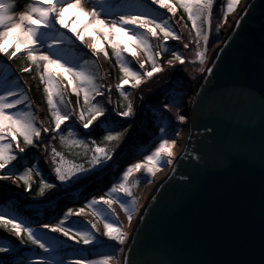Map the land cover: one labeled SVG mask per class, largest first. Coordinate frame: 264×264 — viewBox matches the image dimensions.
Returning a JSON list of instances; mask_svg holds the SVG:
<instances>
[{"label": "water", "instance_id": "water-1", "mask_svg": "<svg viewBox=\"0 0 264 264\" xmlns=\"http://www.w3.org/2000/svg\"><path fill=\"white\" fill-rule=\"evenodd\" d=\"M201 77L124 264H264V0L246 2Z\"/></svg>", "mask_w": 264, "mask_h": 264}, {"label": "trees", "instance_id": "trees-1", "mask_svg": "<svg viewBox=\"0 0 264 264\" xmlns=\"http://www.w3.org/2000/svg\"><path fill=\"white\" fill-rule=\"evenodd\" d=\"M99 1L97 6L108 15L118 14L128 7L133 10L136 9V14L147 13L149 19L158 18L161 22H167L170 29L174 30L181 39L178 41L170 39L165 42L159 29H157L158 35L153 37L146 33V30L138 28L139 32L147 35L152 52L159 54L157 63L162 65L164 71L159 73L158 78L153 80L154 82H143L138 89H132L128 85L125 86V91L129 93V99L132 101L134 109V115L128 118L116 115V113L125 110L127 101L123 99L117 88L122 73L111 46H106L108 57L106 58L102 54L103 62H100L99 55L92 54L88 56L89 52L86 49H81L75 44L60 45V49L64 47L65 50L64 52L60 50L62 55L70 51V58L74 60L82 59L77 70L95 76L96 83L101 86L104 95L97 96L96 101H99L107 110L106 116L109 120L117 122L114 125H109V127L117 132L128 129L119 141L112 142L103 140L107 132L105 131V125L101 124L100 121L104 120V117L94 121L89 129H83L77 114L84 107L83 93L81 92L78 97L70 89L65 88L63 77H57L61 95L54 96L53 100L61 111L71 112V118L66 121L67 130H65V125H62L60 134L52 131L54 121L47 101L45 85L40 80L38 70L35 66L30 65L25 54L12 59L0 54L1 85L10 82L17 75L16 85L21 87L20 93L18 92L17 95L22 94L21 96L24 98V103L9 111H27V108L30 107L32 110L30 113L33 114L37 127L41 128L39 146L36 148L26 147L24 153L19 152L16 148L17 141L12 140L7 133L4 134V140L0 142L11 144L10 151L17 156V159L9 164L7 168L0 170V175L12 177L11 179L0 180V215L19 220L32 227L53 249L50 252H45L38 246L28 243L26 237L24 238L25 242L21 243V239L16 237L9 229L0 227V247L9 249L7 253L0 252V262L2 264H39L42 259L46 261V264L58 260L62 261L60 264H70L71 261L78 259L93 261L98 254L97 251H100L104 245L98 240L100 233L96 229H89L96 236V242L84 245L82 242L76 243L59 233H51L43 229L41 225L44 223H59L63 220L64 214L67 213L69 208L74 211L82 207L88 209L87 205L93 198L98 199L101 196L107 198V193L118 183L117 179L123 169L135 161L145 160L146 151L160 133L158 113L162 110L164 104L168 103L170 97L174 93H178L176 92L179 89L178 86L173 83H166V80L168 81L171 76L175 75L176 67L186 69L193 67L190 62L192 59L190 60L187 55L184 56L186 63L183 65L179 61H173L172 65L168 63L169 60L173 59L172 53L174 50L183 49L190 52L197 50L198 46L197 29L193 27L188 13L179 4V0H170L172 4L177 6L174 18L164 15V9L159 8L149 0H103L102 3L101 0ZM221 1H216L214 6L218 7ZM90 2H93V0H90ZM199 24L200 22L197 23L198 26ZM189 34L194 35L191 42L188 39ZM184 45H188V47ZM137 50L144 64L143 69L139 68L141 62H136L137 59L130 54L124 53V58L134 70L140 71L143 75L146 71L152 70V64L142 50ZM6 64L13 66L14 69L8 68L3 71L2 69ZM26 67H31L32 70L24 72L23 69ZM145 83L147 84L146 87L140 90ZM16 96H9L7 99ZM45 128L49 131H43ZM69 133H73L69 139L85 140L88 147L69 146L62 143L60 135L68 137ZM17 139L21 146H24L22 137ZM91 141H96L101 147L113 149L112 160L108 161L106 166H98L93 169L90 174L82 177L77 182L67 185L61 183L55 174V161L57 158L55 161L53 160L52 149L55 148L57 152L61 153L64 160L88 167V160L92 155L89 151L92 146ZM28 169L32 170L31 191H27V185L22 180L17 179ZM45 183H52L55 187L46 189L45 194L39 196L37 193ZM113 205L119 206L117 203ZM83 216L70 217L68 223L74 225L75 228H80ZM87 221L90 226L93 224L92 218L87 219Z\"/></svg>", "mask_w": 264, "mask_h": 264}, {"label": "snow or ice", "instance_id": "snow-or-ice-1", "mask_svg": "<svg viewBox=\"0 0 264 264\" xmlns=\"http://www.w3.org/2000/svg\"><path fill=\"white\" fill-rule=\"evenodd\" d=\"M102 2L103 0H101ZM153 2L161 8L167 9L168 13L173 15L177 11V6L172 4L170 0H153ZM213 3L214 0H179V4L188 13L193 27L197 29L198 47L200 40L205 45L204 50L196 53L201 65H204L206 61V46L209 41V33L211 32ZM238 4L239 0H227V11H234ZM14 7L13 0H0V54L12 59L17 57L19 53L24 52L30 65L35 66L39 71L40 80L45 85L47 101L54 121L52 131L60 134L62 125H65V130H67L66 121L71 118V112L61 111L53 100L54 96L61 95L57 77H63L67 79L73 93L78 97L81 92L83 93L84 107L79 114V120L82 123L83 129H89L94 121H97L100 117H104L105 119L100 121L101 124L105 125V131L107 132L103 140L106 142L119 141L128 129L126 128L122 132H117L112 127H109V125H114L117 122L109 120L108 116H106L107 110L99 101H96L97 96L104 95L103 91H101V86L96 83L95 76L86 74L82 70L78 71L76 65L69 66L67 61L62 62L60 45L64 44L65 41L70 45L74 44L75 40L83 42L85 37L89 36L92 37L94 42L89 44L88 47L93 50V53L99 54L102 52L107 58L108 51L102 47L104 41L95 36L97 32L103 34L104 40L111 46L117 58V63L122 73L121 81L117 85V88L123 99L127 101L125 110L116 113V115L128 118L134 115V109L132 101L129 99V93L125 91V86L128 85L132 89L138 88L145 81V77L150 79L154 74L163 72L164 69L157 63L159 54L152 52L147 35L133 31L126 26L134 25L139 29H144L146 33L153 37L158 35L157 29H159V32L163 34L165 42L170 39L178 41L181 39L180 36L170 29L167 22L149 19L147 13L121 14L117 19L113 20L101 18L102 13L97 10L96 6L88 9L82 0H33L28 10L19 15L18 20L12 14ZM69 21L72 22L69 23ZM198 21L200 22L199 26L197 25ZM61 28L67 29L72 35L68 36L65 33H61ZM49 31L60 33L62 39L48 43L47 35ZM41 45H43L44 51L40 50ZM184 46L188 47V45ZM10 49L14 50L10 51ZM136 49L142 50L152 64V70L147 71L143 75L140 71L134 70L124 58V53L136 57ZM173 61H179L181 65L186 63L183 55L175 51H173V59L169 60L168 63L172 65ZM139 68L143 69L144 64L140 63ZM31 70V67L23 69L24 72H30ZM210 71L211 69H209ZM16 95L17 93L11 90H7L5 95H0V142L4 140V134L7 133L12 140L17 141L16 148L19 152L24 153L26 147L36 148L39 146L41 128L37 127L35 118L31 113H14L9 111L16 108L17 105L24 103V98L16 99L13 102L7 101V97ZM178 95V93H174L170 97L169 102L164 104V108L168 110H171L173 106L178 108L180 106ZM178 120L183 122L186 120V117L178 115ZM160 130L163 132L164 128ZM43 131L48 132L49 129L45 128ZM72 135L73 133H69V136L66 137L61 134V142L69 146L88 147L85 140L69 139ZM176 135L178 136L179 132H176ZM18 137H22L24 146H21L17 139ZM176 144V139L161 138L159 146L150 155L145 157L143 163H135L127 167L123 173L122 182L115 184L110 189L107 193V198L101 196L98 199L93 198L89 202L87 207L92 210L93 215L106 221L104 223L106 230L104 234L109 239L120 245H123L127 239V234L121 227L117 226V220L107 222L109 215L115 217L113 204L119 203L121 209L127 214L129 222L133 218V213L138 209V201L132 191L134 185L129 186V177L141 169H145L146 177L155 176L156 172L164 165L172 163V157L174 156L173 148ZM91 145L89 151H91L92 155L88 160V167L75 163L69 165L65 162L61 153L57 152L55 148L52 149L53 160L55 161L59 157V162L55 167V174L61 183H67L70 180L79 181L82 177L90 174L93 169H96L98 166H106L107 162L112 160L113 149L101 147L96 141H91ZM10 150L11 144L0 143V170L7 168L9 164L17 159V156L12 154ZM31 171V169H28L23 175L17 177L18 180H22L27 185V191L32 190L30 182ZM11 178L9 175H0V180ZM53 187L55 185L52 183H45L40 187L37 194L43 196L46 189H52ZM84 214L85 208L83 207L75 211L69 208L67 213L64 214L63 220L59 223H44L41 227L51 233H59L76 243L82 242L84 245L93 244L96 242V236L92 231L80 230L68 223L70 217H79ZM0 227L9 229L16 237L21 239V243L25 242L24 238L26 237L28 243L38 246L45 252L53 250L32 227L25 225L19 220L0 215ZM91 228L96 229V225L91 224ZM8 251L7 247H0V252L7 253ZM115 259L116 256L114 254H106L100 260L85 261L78 259L73 264H112V261ZM39 264H46V261L42 259L39 261Z\"/></svg>", "mask_w": 264, "mask_h": 264}, {"label": "rangeland", "instance_id": "rangeland-1", "mask_svg": "<svg viewBox=\"0 0 264 264\" xmlns=\"http://www.w3.org/2000/svg\"><path fill=\"white\" fill-rule=\"evenodd\" d=\"M152 1L153 0H149ZM216 1L218 0H214L213 3V14H212V23H211V32L209 33V41L208 44L206 46V61L204 65H201L199 63V60L197 59L196 53L200 50H204L205 45L203 43V41H199V47L197 46V50H192V51H185L183 49L181 50H174L175 52L182 54L183 57L185 55H187L188 57H190V62L193 64L192 68H180V67H176V72L175 75L171 76L170 79L167 81L166 83H173L174 85H177L179 89H177L176 92L179 93L178 96V103L180 104V106L177 107H171V110L165 109L164 106L162 108V110L158 113V121H159V127L164 128V131L159 133V136L157 137V139H155L151 145V147L146 151L145 153V157L147 155H150L158 146L159 143L161 142V138H168V139H176L177 140V144L174 146L173 148V152H174V156L172 157V163H174L175 159L177 158V156L181 153V150L178 149V144L182 141L188 138V134L189 132L185 131V123L188 120V117H186V120L183 122H180L178 120V115H182V112L184 111V106L186 105L187 100L190 99V101L194 98L195 96V90L197 88L196 86V82L199 81V79L201 78L206 66L208 65L210 59L213 57V55L216 52L217 47L219 46V44L221 43L222 38L229 32L230 28L232 27L233 23L235 22L239 12L241 11V9L243 8V6L246 4V2L248 0H239V4L236 6L235 10L232 12H228L227 11V0H222L221 4L218 5V7H215L214 4L216 3ZM83 4L85 5V7H87L88 9H91L93 6L97 7L98 11H101L102 16L101 18H107L109 20H113V19H117L119 17V15L121 14H126V13H132V14H136L137 10H133L130 8H125L123 10L120 11V13H116L114 15H108L106 14L104 11H102L97 5L98 2L100 1H94L90 2V0H82ZM13 3L15 5L14 10L12 12L13 16L18 20L19 15L21 13H23L24 11L28 10V7L30 4L33 3V0H13ZM154 3V2H153ZM156 6H158L159 8H161L158 4L154 3ZM164 9V8H162ZM215 9V10H214ZM164 15L166 16H171V17H175V15L168 13L167 9H164ZM74 19V18H73ZM156 20L158 22H161L160 19L156 18ZM231 20V21H230ZM72 21H69V23H71ZM199 22V21H198ZM197 22V23H198ZM226 25H229L226 28ZM59 27V26H58ZM129 29L133 30V31H137L139 32V29L134 26V25H129L126 26ZM61 33H65L68 36H71L72 33L68 32L67 29H60ZM95 36L104 41L102 44V47L105 49L106 46H108V42L104 40L103 34L102 33H95ZM194 35L189 34L188 35V39L190 40V42L193 40ZM215 38V39H214ZM62 37L60 35V33H57L55 31H49L48 35H47V41L48 43H53L55 41H59L61 40ZM75 39V38H74ZM213 40V41H212ZM93 39L92 37L86 36L84 41L81 42L79 40H75V43L78 46H82V49H84L86 47V50L89 52V55H96L95 53H93V50L91 48L88 47L89 44L93 43ZM125 42H127L125 40ZM65 45H69V43L67 41H65L64 43ZM63 45V44H62ZM110 46V45H109ZM14 50V49H10ZM40 50L44 51V47L43 45L40 46ZM62 52H64V47L60 49ZM71 50V49H69ZM137 51V56L135 57L137 60H135L136 62L139 61L142 63V59H140L139 57V52ZM81 52V51H80ZM22 54H25L24 52H21ZM19 53V55L21 54ZM70 51H67L66 53H64V55H62V62L67 61L69 66L72 65H76L77 69L79 68V63L81 62L82 59L80 60H74L72 58H70ZM102 52L97 54L99 55V60L100 62H103V58H102ZM173 54V53H172ZM23 56V55H20ZM117 59V58H116ZM117 62V60H116ZM161 66V64H159ZM14 69L13 66H9L8 64H6L3 67V71L6 69ZM201 69H203V71H201ZM104 71V70H103ZM39 72V71H38ZM147 72V71H146ZM1 73V70H0ZM40 74V73H39ZM159 73L154 74V76L152 78H146L144 82H152L153 80H156L158 78ZM18 76L15 75L12 80L8 83H5L3 85H1V81H0V95H5L7 90H11L14 91L16 93H20V89L21 87L18 85H16V78ZM200 77V78H199ZM65 79V78H64ZM1 80V79H0ZM65 88L67 89H71V86L68 84L67 79H65ZM154 82V81H153ZM193 82V83H192ZM119 84V83H118ZM189 84V85H188ZM146 83L144 85L141 86L140 90H142L143 88L146 87ZM152 87V86H151ZM150 87V88H151ZM138 89V88H135ZM174 92V91H172ZM22 94H18L16 97H13L11 99H7L8 102H13L16 99H21L23 98L21 96ZM8 98V97H7ZM169 102V101H168ZM20 112H25V113H30L32 112L31 108H27V111H21ZM15 113V112H14ZM32 114V113H31ZM77 114L79 115L80 113L77 112ZM33 115V114H32ZM34 117V116H33ZM171 128V129H170ZM169 132V133H168ZM176 132H179V135H176ZM171 133V134H170ZM12 139V138H11ZM56 162V166L57 163L59 162V157H57ZM65 162L69 165H71L72 163L65 160ZM144 161H135L134 163L128 165L127 167L135 164V163H143ZM171 164H166L164 165L159 171L156 172L155 176H147L146 177V171L145 169H141L139 172H134L132 174L131 177H129V185L131 184L132 187V191L133 194L136 198V200L138 201V209L135 213H133V218L131 220V222H129L127 214L123 211V209H121L119 203H117L119 206H112L113 209L115 210V217L109 215V217L107 218V222H112L113 220H117L118 221V225L119 227L122 228V230L127 234V239L125 240V243L123 245L118 244L117 242L109 239L107 236H105V228H104V223L106 222L104 219H101L95 215H93L92 210L90 208L85 209V214L81 219V227L78 228L80 230H89L91 229L90 224L88 223L87 219H91L92 218V222L93 224L96 225V231L98 229L97 232L100 233V236L98 237V240L103 243L104 245L101 247L100 251H97V255L95 256V258L93 259V261L96 260H100L104 255L106 254H114L116 256V259L112 261V264H124V250L126 247V244L128 242L129 236L132 233L134 226L136 224V220L140 214L141 209L144 207L153 187L156 185V183L158 181H160L163 177H160L158 174L168 165ZM127 167L125 169H123L122 173L119 175L117 182L120 183L122 182V176L124 171H126ZM77 181L74 180H70L67 183H64L65 185L67 184H71ZM78 210V209H77ZM87 213H89L90 215H88ZM121 218H120V217ZM105 249H102V248ZM122 249V251H120ZM60 260L55 261L51 264H60ZM74 261H71L70 264H73Z\"/></svg>", "mask_w": 264, "mask_h": 264}, {"label": "bare ground", "instance_id": "bare-ground-1", "mask_svg": "<svg viewBox=\"0 0 264 264\" xmlns=\"http://www.w3.org/2000/svg\"><path fill=\"white\" fill-rule=\"evenodd\" d=\"M231 21V20H230ZM229 25H226V28L228 27ZM200 78V77H199ZM203 80V77H201L200 79H199V81H202ZM193 102H194V98L190 101V99L189 100H187V102H186V105L184 106V110H187V111H189V112H191V110H192V105H193ZM185 126H186V128H185V131L187 132H189V128H190V120H189V117H188V120H187V122L185 123ZM186 141H187V139H185V140H182L179 144H178V149L179 150H181V152L184 150V148H185V146H186ZM173 167V164H171V165H168L167 167H165L158 175L160 176V177H166L167 175H168V173L170 172V170H171V168Z\"/></svg>", "mask_w": 264, "mask_h": 264}]
</instances>
